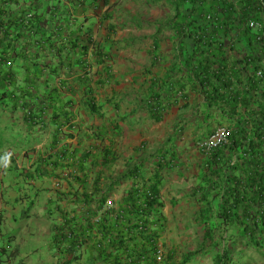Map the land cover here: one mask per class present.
<instances>
[{
  "label": "crops",
  "instance_id": "crops-1",
  "mask_svg": "<svg viewBox=\"0 0 264 264\" xmlns=\"http://www.w3.org/2000/svg\"><path fill=\"white\" fill-rule=\"evenodd\" d=\"M177 2L0 0L1 19L12 20L31 11L36 31L29 33L27 26L23 28L20 23L16 29H7L12 47L0 59V71L10 77L2 80L0 75V87L10 91L13 84L8 79L14 74L12 81L19 88L15 97L20 98V104L26 101V91L30 97L42 96L48 83L73 103L70 124L60 120L55 126L48 122L46 113L42 124L35 125L36 133L26 132L29 124L23 121L24 115L28 116L24 106L18 104L7 122L0 117V136H4L2 130L15 131L3 138V145L12 147L17 142L23 146L0 150L4 160L0 191L4 198L16 203L19 194L28 192L26 201H34L30 210L39 215L50 207L56 189L67 190L69 184L78 190L85 188L73 182L70 173H87L88 188L109 189L116 204L123 202L137 181L147 186L158 183L165 226L159 240L170 252L178 249L179 260L181 253L193 248L202 237L203 220L209 218L197 211L209 207L216 211L221 203L216 192L206 186V174L213 164L208 163L209 157L200 150L198 141L218 125H228L232 117L224 102L208 104L204 92L192 81L194 70L189 58L195 49V30L189 24L187 8L177 16ZM221 2L211 4L216 3L218 8ZM239 2L231 0L232 6ZM216 12L225 15L219 8ZM1 37L0 34V45ZM42 37L50 40L35 42L36 52L30 51L33 45L27 47L23 40ZM252 48L247 40L226 39L212 51L217 56L213 64L217 67L219 60L225 61L229 74L235 73L245 81L249 71L240 60L244 54L254 53ZM19 51L31 60L33 54L40 63L50 62L57 68L56 74L46 66L41 73L30 75L32 85L28 86L24 70L18 68L24 65L16 57ZM80 83L89 84L92 90L87 93ZM241 84L235 82L236 86ZM91 99L92 104L86 102ZM6 112L0 108V113ZM159 113L161 116L156 118ZM8 153L13 157L9 159ZM48 161L51 165L46 168ZM53 161L63 168H53ZM98 177L101 182L96 185ZM23 207L16 205L15 211ZM11 215L15 217L17 213ZM18 217L21 215L11 221L14 232L24 236L26 244L36 241L31 250L46 252L50 221L47 224L44 217L36 218L30 221L33 229H28L27 222ZM60 220L58 214L56 222ZM42 238L44 241L39 242Z\"/></svg>",
  "mask_w": 264,
  "mask_h": 264
},
{
  "label": "trees",
  "instance_id": "trees-1",
  "mask_svg": "<svg viewBox=\"0 0 264 264\" xmlns=\"http://www.w3.org/2000/svg\"><path fill=\"white\" fill-rule=\"evenodd\" d=\"M221 1L219 12H225V15L216 12V3L211 4L215 0H178L176 8L177 16L187 8L189 24L195 30L192 34L195 49L189 58L194 70L192 81L204 92L208 104L224 102L232 117L226 125L231 128L230 144L208 154V163L213 166L206 174V186L216 192L214 195L220 197L221 203L216 211L210 207L197 211L199 215L209 216L203 220L202 237L188 253H181L182 259L179 260L178 249L170 252L159 240L165 226L158 183L147 186L137 181L127 191L123 202L117 204L118 217H114L111 212L115 209L108 208L102 212L111 197L109 189L97 186L96 191L90 190L87 173H70L71 180L85 185V188L78 190L75 185H66L67 190H55V197L49 201L53 207L52 210L47 208L49 213L59 214L61 220L53 223L48 240H45V256L48 257L45 264H139L142 259L143 264H264V22L261 30L248 26L249 20H261L264 0H240L235 6H232L231 0ZM17 23L23 28L27 26L29 33L36 32L32 21L25 24L24 15L12 20L0 18L2 60L4 53L12 47L9 40L11 33L7 29H16ZM221 31L223 35L219 34ZM229 38L234 42L247 40L255 48V54H244L240 60L249 71L245 81L239 75L236 77L235 73L229 74L225 61L219 60L217 67L213 64L217 56L212 51ZM23 40L28 43L27 47L30 43L33 45L30 51L36 52L34 43L49 41L50 37ZM31 55L32 60L22 51L16 53V57L24 62L18 68L24 70L28 86L32 85L30 75L41 73L46 66H50V62L40 63L35 55ZM50 68L56 74L57 68ZM258 70L262 71L261 76L257 75ZM0 75L2 80L10 77L3 71ZM12 79H8L13 84L10 91L0 87V108H18L20 98L15 96L19 88ZM239 81L243 86L235 85ZM81 85L86 87L87 93L92 90L89 84ZM48 86L42 96L30 97L28 91H23V95L24 92L28 95L21 104L27 108L28 116L24 115L23 121L29 124L28 133L37 132L35 125L45 120L46 113L48 122L55 126L60 120L67 124L72 121L73 103L62 96L58 87L50 83ZM86 102L92 104L94 99ZM159 116L160 113L156 118ZM62 129H58L57 134L60 135ZM52 164L55 169L63 168L57 161ZM45 165L49 167L51 161ZM100 182V177L94 181L96 185ZM27 193L23 192L19 198L24 199L29 209L34 201H26L29 197ZM160 244L166 254L158 261L156 249ZM66 251L71 255L62 260ZM43 256L41 254L39 258Z\"/></svg>",
  "mask_w": 264,
  "mask_h": 264
},
{
  "label": "clouds",
  "instance_id": "clouds-1",
  "mask_svg": "<svg viewBox=\"0 0 264 264\" xmlns=\"http://www.w3.org/2000/svg\"><path fill=\"white\" fill-rule=\"evenodd\" d=\"M32 19H33V12L29 11V12L25 13V15H24L25 24L28 21H32ZM19 105L22 106L20 103H19ZM18 108H19V106H18ZM10 109H12V108L3 109V110H7L8 111V112H6V114L5 113H0V117H3L2 118V122L4 120H6L5 122H7L8 121L7 117L11 114V112H14L13 110H15L17 108L12 109V110H10ZM4 116H6V118ZM47 120H48V118H47ZM1 124H3V123L0 122V126H1ZM40 124H42V122ZM10 131L12 133L15 132L13 129L2 130V134L4 136H0L1 137L0 150L1 149H5V150L12 149L13 150V149H17V147H20V145H17V142L14 143L16 146H12V147L8 146V144H7V146L3 145V142H4L3 138L4 137L9 138L11 136V134H9ZM2 152L3 151H0L1 154H2ZM1 154H0V156H1ZM13 155H14L13 153H12V155H11V153H8V158L10 159L11 157H13ZM0 168H2V163L0 164ZM0 175H1V173H0ZM0 185H1V177H0ZM19 195L21 196L22 194H19ZM4 197H5V195L2 193V190H1L0 191V239L2 241L0 242V255H1L0 256V264H12V263L13 264H19V262H23L24 264H38L37 262L43 261L46 252H44L42 254L44 256H43V258L40 259L39 257L41 256V254L38 253V251H33V250L30 249V246L32 245V243L36 242V241H33V242L30 241L28 244H26L24 242V245L21 246V248L23 250L28 251V254H25V257H21L19 260H12L13 257L16 256V253L21 251V250H19V247H20L19 244L21 242H19V240L17 241V239H21L22 238V240L24 239V241H25V237L24 236H20L19 237V235L14 232L13 224L11 223V221H14L15 217L21 215V217H25L26 218V222L28 224V229H29L30 227H32V224L30 223L31 219H35V220H36V218L37 219H40V218L43 219V215L41 213H44V212L49 213V211L48 210L47 211L46 210L43 211L44 210L43 209L41 211V213H39V215H36L30 210L31 208L28 209V207L25 204L24 199L18 198L19 200L17 199V201L15 203L14 201H11V200L6 199ZM51 199H53V198H51ZM16 205H22L24 207L22 209H19V210L15 211ZM50 207H51V205H50ZM50 209L52 210V208H50ZM14 212H16L17 215H15V217H12L11 214L14 213ZM48 215H49V218H50V226H49V230H50V227L53 226L54 222H56V220L58 218V214L55 213V212H52V213H49ZM30 217H32V218H30ZM33 217H36V218H33ZM18 218H20V217H18ZM35 220L33 222H35ZM46 222L48 224V221H46ZM5 233L8 234V236L6 238H5ZM11 234L15 235L14 239L12 238ZM29 254H31V256H29ZM31 258L33 259L32 261H30ZM34 260H36V263L34 262Z\"/></svg>",
  "mask_w": 264,
  "mask_h": 264
},
{
  "label": "built area",
  "instance_id": "built-area-1",
  "mask_svg": "<svg viewBox=\"0 0 264 264\" xmlns=\"http://www.w3.org/2000/svg\"><path fill=\"white\" fill-rule=\"evenodd\" d=\"M260 18L261 20H249L248 26L256 30L257 29L261 30L263 26L262 22H264V14L261 13ZM257 75L261 76L262 71L258 70ZM230 136H231V128H229L226 125H218L208 136L198 141V147L200 148L201 151H203L205 154L208 155L214 149L229 145L231 142ZM108 208L115 209V211H112L111 214L114 215V217H118L117 204L113 201L111 197L107 200L106 207L102 209V212L106 211ZM97 218L98 217H95V219ZM165 252L166 250L164 246L160 244L156 249V256L158 261H161L164 258L166 254ZM143 263H144V259H142L141 263L139 264H143Z\"/></svg>",
  "mask_w": 264,
  "mask_h": 264
},
{
  "label": "rangeland",
  "instance_id": "rangeland-1",
  "mask_svg": "<svg viewBox=\"0 0 264 264\" xmlns=\"http://www.w3.org/2000/svg\"><path fill=\"white\" fill-rule=\"evenodd\" d=\"M3 162V158L2 157H0V164ZM41 213V212H40ZM42 215H43V217H44V219L46 220V221H50V218H49V215H48V213L47 212H44V213H41ZM30 218H32V217H30ZM33 218H36V217H33ZM20 220H24V221H26V218L25 217H20L19 218ZM35 219H31L30 221L31 222H33ZM15 223H17V221L15 222ZM47 228H49V227H47ZM29 229H33L32 227H30ZM40 229V228H39ZM8 236V234L7 233H5V238ZM44 239L45 238H42V239H40L39 240V242L40 241H44ZM2 240L0 239V242H1ZM24 242L25 241H21V243L19 244L20 245V247H19V250H21L20 252H18V253H16V256L15 257H13V259L12 260H19L21 257H25V254H28V251H26V250H24L23 251V249L21 248V246H23L24 245ZM71 255V252L70 253H68L67 251L66 252H64V254L62 255V260H64V259H66L68 256H70ZM29 256H31V254H29ZM33 258V257H32ZM30 259V261H32L33 259ZM48 261V257H44V259H43V261H39V262H37L38 264H45V262H47ZM34 262L36 263V260H34ZM13 264V263H12Z\"/></svg>",
  "mask_w": 264,
  "mask_h": 264
}]
</instances>
